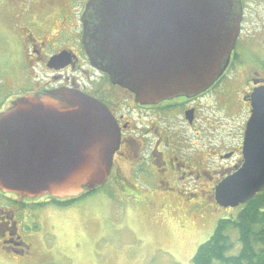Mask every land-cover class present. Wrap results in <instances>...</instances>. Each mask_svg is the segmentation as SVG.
Instances as JSON below:
<instances>
[{"label": "water", "instance_id": "water-1", "mask_svg": "<svg viewBox=\"0 0 264 264\" xmlns=\"http://www.w3.org/2000/svg\"><path fill=\"white\" fill-rule=\"evenodd\" d=\"M239 0H92L82 17L94 67L138 103L209 90L229 65L240 32ZM121 145L109 109L62 89L17 98L0 114V190L27 198H77L103 186ZM264 192V90L252 96L243 163L216 187L236 209Z\"/></svg>", "mask_w": 264, "mask_h": 264}, {"label": "flooded vegetation", "instance_id": "flooded-vegetation-1", "mask_svg": "<svg viewBox=\"0 0 264 264\" xmlns=\"http://www.w3.org/2000/svg\"><path fill=\"white\" fill-rule=\"evenodd\" d=\"M91 1L43 0L40 4L30 0L27 5L38 13L34 21L27 20L30 15L26 10L29 14L30 10L26 9V1L16 7L20 13L10 14L15 22L14 47L19 49L22 61L9 62L13 64L7 63L1 71L0 114L28 94L69 89L91 96L109 109L121 129V145L114 155L111 173L93 192L105 188L108 197L116 196L119 201L124 197L127 203L150 206L164 191L168 200L158 201L163 212L166 207L172 208L176 194L179 202H193L198 193L204 199L243 163L252 96L264 90V0H239L242 15L236 45L225 72L209 90L193 98L155 105L138 103L131 92L113 85L109 76L91 63L83 44L82 24ZM22 5L24 9H20ZM57 21L59 25H53ZM212 103L223 121L240 127L236 137L239 145L220 154L214 148L205 150L207 144L202 141L203 106ZM192 138L201 142L196 144ZM216 160L213 166L211 161ZM207 178L212 186L204 183ZM146 191L151 195L148 201L141 198ZM67 202L0 190V252L11 259H26L27 264L40 263L48 255L35 252L29 242L44 226L38 214L49 209L60 211Z\"/></svg>", "mask_w": 264, "mask_h": 264}, {"label": "rangeland", "instance_id": "rangeland-1", "mask_svg": "<svg viewBox=\"0 0 264 264\" xmlns=\"http://www.w3.org/2000/svg\"><path fill=\"white\" fill-rule=\"evenodd\" d=\"M25 1L26 9L30 10V14L26 10V15H30L27 20H37L38 13L27 5L30 0H0V75L7 63L22 61L18 58L19 49L14 47L15 22L10 14L20 13L16 7ZM35 2L42 4L43 0ZM20 9H24V5ZM53 25H59V21ZM203 107L205 123L201 132L202 141L207 144L204 149L214 148V152L220 154L237 147L240 127L223 121L214 104ZM191 140L196 144L201 142ZM217 163V160L211 161L213 166ZM208 180L204 183L210 185ZM210 191L204 199L201 193H198L199 199L190 198L189 201L195 199L193 202H179L177 194L173 195L174 205L163 212L159 210L161 203L158 201L168 198L164 191L150 206H145L136 201L127 203L121 192L118 193L119 198L123 197L120 201L116 196L108 197L107 190L100 189L74 206L39 213L44 224L42 231L34 235L33 240H26L34 245L35 252L51 256L38 264H192L198 248L213 235L218 223L236 218L241 210V206L236 209L219 207L214 199L215 191ZM143 193L141 198L148 201L150 193ZM232 241H238L235 232H232ZM238 248L232 253L239 251ZM27 262L23 258H8L0 252V264Z\"/></svg>", "mask_w": 264, "mask_h": 264}, {"label": "trees", "instance_id": "trees-1", "mask_svg": "<svg viewBox=\"0 0 264 264\" xmlns=\"http://www.w3.org/2000/svg\"><path fill=\"white\" fill-rule=\"evenodd\" d=\"M93 193L70 198L64 207L74 206ZM232 232L238 235L235 243ZM237 246L239 251L232 253ZM192 264H264V192L242 205L236 218L221 220L213 235L198 248Z\"/></svg>", "mask_w": 264, "mask_h": 264}]
</instances>
